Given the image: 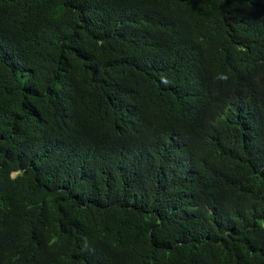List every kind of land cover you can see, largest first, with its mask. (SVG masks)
<instances>
[{
  "label": "trees",
  "instance_id": "trees-1",
  "mask_svg": "<svg viewBox=\"0 0 264 264\" xmlns=\"http://www.w3.org/2000/svg\"><path fill=\"white\" fill-rule=\"evenodd\" d=\"M0 264H264V0H0Z\"/></svg>",
  "mask_w": 264,
  "mask_h": 264
}]
</instances>
